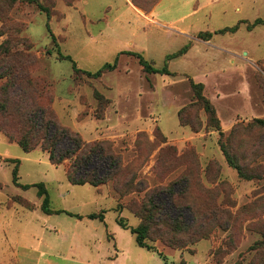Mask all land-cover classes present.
I'll return each instance as SVG.
<instances>
[{"label": "rangeland", "instance_id": "obj_1", "mask_svg": "<svg viewBox=\"0 0 264 264\" xmlns=\"http://www.w3.org/2000/svg\"><path fill=\"white\" fill-rule=\"evenodd\" d=\"M135 1L150 8L156 0ZM127 2L137 7L133 0H41L51 9L47 15L37 3L0 0V44L11 47L22 37L31 45L27 52L24 45L15 50L27 54L30 76L46 82L57 121L86 141L110 142L123 165L97 187L73 184L66 174L73 158L55 165L41 146L26 152L0 130V204L11 206L9 214L17 210L16 224L29 238H40L43 229L55 237L53 226L63 228L68 242L54 244V256H64L73 231L92 220L79 221L77 213L105 210L104 222L93 221L98 229L87 247L76 248V239L69 259L58 258L59 264H114L113 237L128 250L127 264H264V127L256 122L264 119V23L248 28L264 18V0H159L154 14L137 7L146 17ZM237 24L235 32L222 31ZM179 26L189 34L179 33ZM138 54L169 73L145 71ZM106 62L115 67L97 77L88 73ZM190 79L203 83L220 129L196 102ZM221 142L248 177L230 165ZM14 167L18 183L31 187L14 182ZM39 184L50 208L60 212L29 209L43 202ZM150 194L158 195L163 217L183 216L189 233L205 236L190 241L187 233H168L163 225V238L153 233L147 240L163 257L139 246L116 218L137 226L136 208L147 205ZM166 237L189 242L176 247Z\"/></svg>", "mask_w": 264, "mask_h": 264}, {"label": "trees", "instance_id": "obj_2", "mask_svg": "<svg viewBox=\"0 0 264 264\" xmlns=\"http://www.w3.org/2000/svg\"><path fill=\"white\" fill-rule=\"evenodd\" d=\"M30 3H37L39 8L51 15L50 7L43 5L41 0H26ZM159 0L153 2L150 8L145 7L140 2L133 0L135 5L143 8L145 11H150L154 8ZM264 18H256L252 23H248V28L252 29L258 24H263ZM239 28V24L222 29V31L235 32ZM210 35V33L208 34ZM13 41V39H12ZM6 42L0 44V55H3L0 60V78H6L5 82L0 85V130L11 140H15L24 151L28 152L41 146L44 151L49 155L50 161L59 165L66 159L73 158L69 164L66 174L68 180L73 184L89 183L95 187L106 183L109 179L115 176L122 168V160L117 154L112 144L108 141H86L82 136L71 130L70 128L61 125L54 116L53 110L50 106L52 98L48 96L46 82L42 79H34L30 76L27 70L29 64L25 59L27 50L31 48L28 41L19 37L13 46L8 47ZM17 45H24L25 52L20 53ZM185 45L177 53L167 55L168 58L181 54L187 49ZM48 52H50L48 50ZM58 53L62 58H70L68 55H63L59 50ZM19 57H24L19 58ZM140 63L147 72L169 73L167 67L157 68L151 65L141 54H138ZM115 63L106 62L95 72H88L89 74L97 77L100 76L105 70L113 69ZM75 70L80 71V68L75 67ZM191 85L195 92L196 102L202 103V106L207 113L208 121L210 124L220 129L219 118L216 109L209 98L203 93L204 85L202 82H195L190 79ZM13 122V125H10ZM256 122L264 127V119H256ZM222 150L230 165L234 166L240 176L248 177L242 165L236 162V155L221 142ZM17 167L13 168L12 176L15 183H18ZM129 181H127L128 184ZM19 184V183H18ZM23 188H29L31 184H19ZM35 185V184H34ZM38 196H43L42 209L45 212H60L52 210L49 206L48 191L43 184H39ZM156 194H150L148 197V204L140 208H136L141 219L140 223L133 227L129 226L120 214L117 216V222L124 228H129L135 235L136 243L146 248L147 250L157 252L162 257L164 256L161 251L150 242V234L158 233L160 237L165 236V229L167 232H184L188 237H192L190 241L198 240L205 236V231L190 232V227L185 223L183 216L163 217L164 213L161 212L162 207L157 202ZM172 206L176 207L172 195H170ZM104 211L92 212L88 215L90 218L104 219ZM198 215L204 217L209 223L210 218L204 211L198 212ZM205 221V220H203ZM163 225L166 226L163 229ZM205 223L201 222L200 227L204 228ZM199 232V233H198ZM165 233V234H164ZM174 239L166 237L165 242L172 244L176 247H182L189 241ZM1 264V263H0Z\"/></svg>", "mask_w": 264, "mask_h": 264}, {"label": "crops", "instance_id": "obj_3", "mask_svg": "<svg viewBox=\"0 0 264 264\" xmlns=\"http://www.w3.org/2000/svg\"><path fill=\"white\" fill-rule=\"evenodd\" d=\"M128 3V2H127ZM129 4V3H128ZM129 6L140 16L146 17V14L142 10H140L137 7H134L129 4ZM159 6V3L154 6V8L151 11V14L155 13L156 8ZM135 8V9H134ZM198 8H194L193 10L184 13L182 16L177 18L174 21H171L170 23L174 24L175 21H182L185 16L189 15L190 13L196 12ZM154 17V16H153ZM150 17L151 19L156 20V18ZM178 31L181 34H189L190 29L185 26H179ZM237 31V30H236ZM40 197V196H39ZM41 198V197H40ZM36 205L33 208H29L32 211L37 210L39 207L42 208V202L41 204L35 203ZM5 207L7 209H5ZM11 206L8 205H2L0 204V234L2 233L3 236H0V263L1 264H59L58 258L62 260H68L72 251L74 250V244L77 242L76 239L80 240L79 245L76 246L78 249H83L84 247H87V244L90 241L91 235L94 230H97L98 227L93 222L94 220H99L100 222L105 221V215L104 219L101 220L100 218H91L92 220L89 222L88 226L84 229L80 230V233H78L77 230H74L72 235V240L70 242V245L68 246V252L62 256L60 253L59 255L52 254L50 251L54 249V244H61L68 242L67 237L68 234L64 233V229L60 227L53 226V230L56 232L55 237L49 236L48 233L43 229L42 230V236L40 238L36 237L35 234L31 236V238L27 237L26 233L21 230L22 223H19L18 226L16 222L18 219H14L16 217L17 211L15 208L12 213H8V209H10ZM52 210H57L53 207H51ZM102 210V209H101ZM42 211L47 214L48 216H51L54 212H45L43 209ZM100 211V210H99ZM96 211V212H99ZM92 213H77V220H82L85 217H88V215ZM79 216V217H78ZM90 218V217H88ZM20 222V220H19ZM48 229V227H45ZM77 229V228H76ZM80 229V228H79ZM85 232V233H84ZM32 233H30L31 235ZM46 234V235H45ZM82 235H85L86 237L83 239ZM114 239V246H115V253L113 256H109V260L113 262L114 264H119L120 260H124L123 262H120L121 264H127L125 263L126 259L129 258V252L128 250L120 245L118 240ZM90 250V249H89ZM89 250L84 253V255L87 256V259L89 260L91 257V254L89 253ZM112 255V254H111ZM123 255H125L124 259H122ZM73 259V258H72ZM88 264H98V262H90L86 261Z\"/></svg>", "mask_w": 264, "mask_h": 264}]
</instances>
